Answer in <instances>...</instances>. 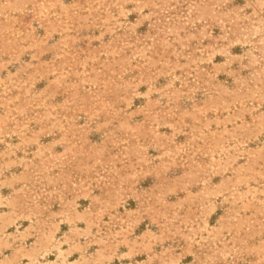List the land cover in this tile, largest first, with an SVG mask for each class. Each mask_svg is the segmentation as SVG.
<instances>
[{
    "label": "rangeland",
    "instance_id": "obj_1",
    "mask_svg": "<svg viewBox=\"0 0 264 264\" xmlns=\"http://www.w3.org/2000/svg\"><path fill=\"white\" fill-rule=\"evenodd\" d=\"M0 264H264V0H0Z\"/></svg>",
    "mask_w": 264,
    "mask_h": 264
}]
</instances>
